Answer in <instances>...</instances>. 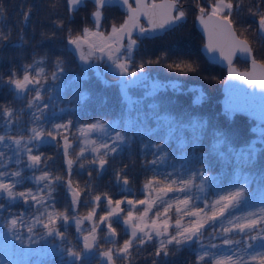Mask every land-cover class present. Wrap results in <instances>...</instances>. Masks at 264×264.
Returning <instances> with one entry per match:
<instances>
[{
  "label": "snow or ice",
  "instance_id": "1",
  "mask_svg": "<svg viewBox=\"0 0 264 264\" xmlns=\"http://www.w3.org/2000/svg\"><path fill=\"white\" fill-rule=\"evenodd\" d=\"M65 4L69 17L87 10L91 4L85 18L91 26L74 30L65 20L57 19L53 21L51 32H40L39 43L59 41L67 57L57 56L50 73L44 66L47 58L41 57L20 65L19 71L10 68L7 79L0 74V90L7 89L13 93L14 101L25 103L31 110L25 123L24 108L0 104V227L5 230V251L15 250L20 255L38 257L24 264H93L97 256L103 258V264H117V261H130L133 250L138 252L143 245L155 240L150 253L151 264H169L168 258L174 254L169 246L178 252L182 246L193 244L196 245L195 264H264V169L258 171L256 168L258 154L264 151V111L259 115L257 126L251 129L256 138L247 145L235 147L220 122L233 121L237 112L246 110L243 105L226 106L216 118L217 122L211 124L195 115L177 116L156 99L158 93L169 87L173 91L180 89L174 83L149 82L147 68L156 65L184 75L203 74L198 61L174 58L168 53L137 59L142 41L181 29L189 15L194 14L207 34L206 51L218 52L227 61L229 80H240L264 92V48L257 59L252 43L253 35L257 42H264V0H250L248 4L244 0H163L162 3L156 0H65ZM113 8H118L123 18L105 27L109 19L107 14ZM245 13L251 22L245 18ZM31 15V9L24 11L22 23L27 24ZM4 19L5 9L0 3V23ZM142 19L146 23H142ZM68 23L73 21L69 19ZM17 39L21 46L29 43L22 29ZM10 40L11 29L0 28V48L7 47L6 42ZM238 56L250 62V70L239 71L233 66ZM76 59L80 61L79 71L70 75L69 64ZM93 70L96 79L105 87L113 86L106 75L114 76L119 87L121 113L115 119H96L91 123L63 119L61 113L74 115L75 105L91 99L84 83ZM134 90H141L143 94L136 96ZM148 99L152 102L145 104ZM201 99L202 96L197 97L194 103ZM107 102L105 97L102 103ZM61 103L65 107H59ZM58 107L59 112L56 111ZM56 119L62 122H55ZM74 127L78 134L74 139L81 138L83 143L93 146L92 158L85 157L84 147L75 153V159L70 157L68 134ZM97 133L102 137L99 142L92 139ZM136 141L145 157L142 165L148 171L152 166L175 161L177 154L198 165L192 175L179 181L178 187L174 188L177 181L171 180L159 189L165 196L180 193L175 200L176 212L191 218L186 225L176 219L174 233L168 231L171 225L167 213L173 207L171 201L158 197L160 204L157 205V200L151 198L137 200L125 196L114 200L107 193L96 194L91 179L83 188L79 181L74 186L72 169L77 161L78 168L85 170L89 178L94 172L100 176L107 170L106 166L111 167L110 159L122 156L125 147L131 158V146ZM46 144L58 151L62 148L67 164L66 178L52 171L49 161L54 164L53 157L41 151ZM149 155L153 157L151 160L147 159ZM211 157L222 165V170L231 169L243 182L235 183L226 194L218 195L210 203L205 196L204 206L200 207L195 203L200 198L191 189L198 188L203 193L206 185L219 178L213 173ZM127 168L128 165H124L114 172L116 182L122 186L129 183L125 174ZM157 179L153 176L144 187L151 188ZM197 179L199 184H196ZM28 183L33 187H27ZM57 186L65 188L69 194L63 211L56 208ZM82 196L86 198L84 201ZM253 199L257 201L255 209L241 212ZM102 201L105 207L102 214L97 215ZM81 203L89 209L85 215L79 214ZM125 204L127 210L121 207ZM17 205L27 207L14 211ZM137 205L144 207L139 210ZM154 207L157 208L153 214L155 218L149 225L145 218ZM33 209L38 214H32ZM162 214L165 218L158 223ZM114 222L125 226L128 238L122 243L117 240ZM73 223L77 233L75 240L66 235ZM206 233L207 244L204 243ZM215 240L219 243L213 242ZM0 264L13 262L5 257Z\"/></svg>",
  "mask_w": 264,
  "mask_h": 264
},
{
  "label": "trees",
  "instance_id": "2",
  "mask_svg": "<svg viewBox=\"0 0 264 264\" xmlns=\"http://www.w3.org/2000/svg\"><path fill=\"white\" fill-rule=\"evenodd\" d=\"M250 0H244L245 4H248ZM5 9V19L1 23L0 28L7 31L11 29V40L6 42L7 47L0 48V74L4 75V79H7V74L10 68L19 71L20 65L32 63L34 59H40L46 57V70L50 73L54 70L52 62L57 56L66 58L67 54L63 52V45L59 41H45L39 43L40 32H51L53 30V21L57 19L65 20L67 26L72 27L74 30H79L83 26H91L86 22L88 16V10L91 9V4L87 10H81L78 14L69 17L65 0H0ZM52 5H56L55 8ZM31 9L32 15L29 17L27 24L22 23L24 11ZM109 19L105 24L121 21L122 13L118 8L107 14ZM68 19H65V18ZM193 15H189L186 24L181 29L175 32H169L157 36L153 40L142 41V48L140 55L137 56L139 60L141 57H158L162 53H168L175 57H182L184 59L198 61L201 68L204 70L203 74H188L184 75L180 72L170 71L165 67L153 65L146 69V73L150 81H159L162 84L178 83L180 91H173L169 87L166 91H161L157 94L156 99L171 113L177 116H184L187 118L190 115H195L207 119L211 124H215L216 118L222 113L220 108L221 98V85L225 78V70L217 65L210 64L201 54L200 48L203 44V39L193 24ZM245 18L251 22L245 13ZM72 20L73 23H68V20ZM24 31L25 35L29 38V43L19 45L18 33ZM253 47L257 53V59L259 54L264 48V42H257L255 36L252 37ZM77 60L71 61L69 66L71 69L70 75L79 71L77 68ZM234 65L238 70H244L247 68V63L235 60ZM90 79L84 83V88L91 93V99L83 104L77 105V111L74 115L67 114L63 116V119H73L74 122L91 123L96 119H115L122 111V105L120 102L119 87L115 84V78L111 75H106V79L112 82L113 86L105 87L98 81L93 72L89 73ZM134 95L140 96L143 94L141 90H134ZM199 103H194L197 97H201ZM107 98V104H103L104 98ZM152 100L148 99L145 104L151 103ZM0 104H6L14 108H25L26 104L13 100V93L8 92L7 89L0 90ZM26 115H24L25 117ZM58 122H62L61 119H56ZM229 133V140L235 147L247 145L252 139L256 138V134L251 132V129L257 126V123L244 116L236 114L235 119L227 124L223 121L220 122ZM2 134V131H0ZM26 135V134H25ZM69 135V141L75 143V140H79L78 134L75 132V127L72 133ZM207 142V141H206ZM134 148L131 147L130 152L125 147V151L122 156L111 160V167L106 166V171L97 176L94 172L93 177L89 178L85 170H79L77 164L73 166L72 179L74 182L79 181V185L83 188L84 184L91 179L92 184L95 187L96 194L107 193L113 197V199H120L128 197L129 199H142L141 187L143 183L151 179L155 174L153 171H148L142 165V161L145 159L139 151V143H134ZM41 151L47 155L52 156L54 164L49 161L52 167V171L56 175H60L66 178V169L64 168L65 157L63 156L62 148L58 151L57 148L51 145H45ZM69 155L72 157L76 151L73 148L69 149ZM150 160V155L147 157ZM214 163V174H219L222 171V165L216 161L215 157H211ZM124 165H128L125 170V174L128 178V185L126 186V192L120 190V184H118L114 177V172L123 168ZM257 170L264 169V151L258 154ZM232 172L231 169H224ZM79 173V175L77 174ZM227 182V181H226ZM225 183V182H224ZM55 199L58 198L61 205L67 207V201L69 195L67 190L63 187L57 186L54 193ZM86 198L81 197L84 201ZM102 204V202H101ZM100 204V207L103 205ZM88 208L84 203H81L79 207V214L84 213ZM104 209V208H103ZM113 227L116 228L118 233L117 240L122 243L124 239H127V234L123 231L121 224L113 223ZM102 229V228H101ZM103 235V232L101 233ZM69 239L75 240L73 234H68ZM155 242H150L149 245L145 244L137 252L133 250V255L130 261H117V264H151L152 256L150 253L154 250L153 245ZM110 245H105L109 247ZM172 249L174 254H170L168 261L169 264H195L194 256L191 252L182 249L176 252ZM103 260V259H102ZM93 264H100V259L96 257L93 260ZM102 264V262H101Z\"/></svg>",
  "mask_w": 264,
  "mask_h": 264
},
{
  "label": "rangeland",
  "instance_id": "3",
  "mask_svg": "<svg viewBox=\"0 0 264 264\" xmlns=\"http://www.w3.org/2000/svg\"><path fill=\"white\" fill-rule=\"evenodd\" d=\"M90 10L91 9H89L88 12ZM193 19H194V17H193ZM0 25H1V23H0ZM76 60H77V62L79 64L80 61L78 59H76ZM92 72L94 74V70ZM108 75L113 76L111 73H108ZM174 84L176 85L177 88L179 87L178 83H174ZM60 94L63 95V93H60ZM59 107H65V105L63 103H61L59 105ZM59 107L56 109L57 112H59ZM75 107H76V111H77V105H75ZM24 109H25V115L26 116L23 117V118H24L25 123H27L28 122V115L30 114L31 110H28L26 107ZM67 114L68 113H61L60 117L67 116ZM55 122H58V121L55 120ZM92 139H95V140H97L99 142L102 139V137L100 136V134L97 133V134H94L92 136ZM70 143H71V147L70 148H73L76 152L79 151L80 147H84L85 148V153H84L85 157L92 158L94 156V152L92 151V147L93 146L90 143L89 144L83 143L81 138H79V140H75V143L70 140ZM134 143H139V141H136ZM134 143L131 146L132 149L134 148V146H133ZM61 144H62V141H61ZM139 151H140V147H139ZM140 154H141V152H140ZM71 158L75 159V153H74V155ZM152 158L153 157L150 155V160ZM78 163H79V161H77L74 165H76V164L78 165ZM196 167H198V165L193 163L190 159L180 157L179 154H177V159L175 161H167L165 163H161V164L152 166L153 173L155 174V176L158 177L157 181L153 183L151 188H147L146 189L144 187L145 182L143 183V185L141 187V193H142V196H143L142 199L151 198V199L157 200V205L160 204V200L157 199L158 197H162L164 200H168V201L173 202V207L167 213L168 223L171 225V227L168 229V231L170 233H174V231H175V221H176V219H178V218L181 219V223L186 225L191 218L187 217V216L178 215L177 212H176L177 205L175 204V200H176L177 197L181 196L180 193H178V192L168 193L165 196L162 192L159 191V189L164 187L165 183L170 182L171 180H176L177 184H174L173 187L174 188L178 187L179 186V181L182 180V179H187L190 175H192V173L195 171ZM64 168L67 169L66 159H65V162H64ZM79 170H83V169H79ZM218 176H219V178L217 180L213 181L209 185H206L205 191L203 193H201L198 188H192L191 189L192 193H194L197 197L200 198V199H197L195 201V203L198 204L200 207L204 206L203 199H204L205 196L207 197V199H208V201L210 203L213 199L217 198L218 195L226 194V192L228 190H230L231 187L235 183H242L243 182L242 179L238 180L237 177H235V175L232 172H229V171H226V170H222L218 174ZM161 181H164V183H161ZM199 183H200V181H199V179H197L196 180V184H199ZM26 186L27 187H33V185L31 183L26 184ZM120 190L122 192H126V186H122L120 184ZM67 194H68V192H67ZM56 201H57L56 208L61 210V211H63L65 206L60 204L58 198H56ZM256 204H257V201L255 199L250 200L248 206L246 208H244V209H241V212L254 210L255 207H256ZM101 205H103V206L100 207V210H98L97 215L102 214L101 210L105 207V203L102 201ZM26 207H27L26 205H17L13 210L14 211H20V210H22V209H24ZM121 207L125 208V210H127V208H128V206L126 204L122 205ZM143 207L144 206H142V205H137L136 209L142 210ZM180 207H181V209H183L182 205ZM156 210H157V208L154 207L152 212L149 213V217L145 218L146 221L149 223V225L151 224V220L153 218H155L153 214H154V212ZM160 210L162 212V206L160 207ZM241 212H238L237 214L239 215V214H241ZM86 213H87V211L84 214H86ZM32 214H38V213L35 212V209H33L32 210ZM125 214H126V212L125 213H121V216H124ZM134 214H137V213L134 212ZM164 218L165 217L162 214L160 219L158 220V223H162ZM119 224H121V226L123 228V231H124L125 230V226L122 223H119ZM84 226H85V228L88 227V222L87 221L84 222ZM100 228L103 229L104 225H100ZM207 228H208V226L206 224L205 225V229H207ZM4 231L5 230L2 229V227H0V260H3L5 257H7V259H9L11 262H13V264H17V262H19V264H24V262L38 259V257H35V256L29 257V256H26V255H20L15 250H13L11 252H6L5 248H4V244H5V237H4V234H3ZM217 231H219V227H217ZM70 232L73 234V237L75 239L77 233H76V230H75L74 223L71 225V227H69L68 232L66 233V235L70 234ZM8 239L11 240V233L10 232H8ZM153 242L156 243L155 240ZM213 242L219 243V240H215ZM15 243L16 242L13 241V244H15ZM204 243L205 244L208 243L207 233L205 234ZM149 244L150 243H148L147 245H149ZM169 247L172 248V246H169ZM195 248H196V245L193 244L191 247L182 246L181 250L185 249V250L191 252L193 254V256H194V260H196V253L194 251ZM97 257L100 259V264H101V262L103 264V260H102L103 258L99 257V256H97Z\"/></svg>",
  "mask_w": 264,
  "mask_h": 264
},
{
  "label": "water",
  "instance_id": "4",
  "mask_svg": "<svg viewBox=\"0 0 264 264\" xmlns=\"http://www.w3.org/2000/svg\"><path fill=\"white\" fill-rule=\"evenodd\" d=\"M157 3H162L163 0L156 1ZM142 23H146L145 20H141ZM194 26L198 33L201 35L203 39V44L200 48L201 54L210 64H214L223 68L225 70V78L221 85V98H220V108L223 112L225 107L228 105L232 106H241L245 107V111L237 112L236 114L244 116L250 120L255 121L257 124L259 123V115L262 111H264V92L257 87L255 89L249 87L248 84L240 81V80H229L228 76V64L227 61L220 57L219 53H209L205 49V45L207 43V34L203 31L202 26L195 20L194 17ZM215 56L216 59L213 60L212 57ZM238 59L240 61L245 62V60L241 57H236L233 60V66L235 60ZM247 63V68L239 71L250 70L251 65L250 62ZM237 69V68H236ZM238 70V69H237ZM259 72L260 69L258 68Z\"/></svg>",
  "mask_w": 264,
  "mask_h": 264
},
{
  "label": "flooded vegetation",
  "instance_id": "5",
  "mask_svg": "<svg viewBox=\"0 0 264 264\" xmlns=\"http://www.w3.org/2000/svg\"><path fill=\"white\" fill-rule=\"evenodd\" d=\"M156 1H158V0H156Z\"/></svg>",
  "mask_w": 264,
  "mask_h": 264
}]
</instances>
